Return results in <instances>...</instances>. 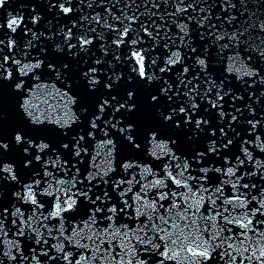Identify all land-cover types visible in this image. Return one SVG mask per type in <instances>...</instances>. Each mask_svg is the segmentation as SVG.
Wrapping results in <instances>:
<instances>
[{"label": "water", "instance_id": "1", "mask_svg": "<svg viewBox=\"0 0 264 264\" xmlns=\"http://www.w3.org/2000/svg\"><path fill=\"white\" fill-rule=\"evenodd\" d=\"M52 2H55V0H52ZM186 2H191V0H186ZM232 2L236 3L237 0H232ZM247 2L249 4L248 10L257 11L255 13L256 16L264 17V3H259V0H247ZM196 3H199L204 9H209V5L218 3V0H196ZM71 4L72 12L69 14H63L59 9L51 8L50 0H7L4 8L0 9V24L6 25L8 20L12 18L19 19L21 16L23 17V23L17 28L15 33L8 31L6 27L0 29V38L8 35L16 42L14 49L10 52L8 49L0 50V55L10 54L20 61L21 64L29 66L36 63L37 60L44 62L40 69H36L34 73L29 71L28 75L23 78L25 88L24 94L20 97V93H14V89L11 87L12 82L5 84L4 87L0 86V132H2L3 138L7 142L12 143L13 133L17 130H23L30 136L43 138L44 142L49 144L51 150H46L42 154V160L56 161V168L49 166L47 168L48 173L54 174L57 180L63 179L71 184L72 175L79 168L80 175L77 176V180H84V183L77 184V187L82 190H87L89 187L85 177L89 173H99L104 176L108 184L105 185L99 180L93 181V185L98 184L99 187L93 186L90 195H93V198L95 195H101L103 199L102 194L106 189L112 197V203H116L118 207L120 206L119 199H121L119 191L131 187L132 191L127 193V195L132 197H134V193L140 191V187L135 183V180H139L144 185L160 178L167 185V187L162 185L160 190L167 191L168 188H171L173 189L171 191H178L173 181L167 179L169 169L175 174L174 166L178 164H174L173 159L175 156L178 160L179 157L183 160L179 164H185V161H187L189 173L196 174L198 177L204 175L201 169L206 167L216 168L224 164L236 163L234 161L236 157L244 159L245 164H254L255 166V161L248 162L247 156L239 149L243 142H232L228 149L220 147L217 154L207 151L211 148L209 136L205 135L202 140L194 137L195 135L200 136L202 128H206L203 125L208 127L209 123L201 125L200 130H197L194 125L195 122L193 124H182L180 128H176L156 118L159 112L171 107H176L177 114L182 117V114L178 112V107L185 105V91L182 89L187 88V93L189 89H191V92L194 88L198 89L202 83L203 86L205 85V71L198 67L200 65L196 63L198 65L196 66L194 63L199 56H203L201 52L195 55L190 51L187 56H182L183 65L189 66L187 73H183V66L180 64L175 65L170 72H160V68L164 66L169 56L168 52L171 54L177 48L175 41H180V37L184 36V33L180 32L177 26L176 17L174 18L172 15L175 9V2L173 3L169 0H71ZM156 4L160 5L159 8L154 7ZM65 6H68V4H65ZM190 10L187 15L192 16L193 14H189ZM197 10L199 11V8ZM217 10H219L218 7L212 10V14ZM243 11L244 9L239 5L236 10H231L232 14L237 16ZM201 14L205 15V13ZM133 16L136 17L135 21H130L129 18ZM162 17L163 19L160 20ZM248 17L249 13L244 16V19L248 20ZM34 18H37L35 22ZM251 22L252 15L249 18V23ZM179 23L186 24L182 20ZM129 24L130 31L128 37L125 38L126 42L117 47L114 43L118 36L116 30L128 27ZM25 25L30 30L27 33L24 31ZM145 27H147V32L144 31ZM68 28H72L73 37L86 35L87 38L93 41L92 44L85 46L82 50L77 39L73 38L71 42L77 47L69 52L65 46L63 34ZM149 32L152 34L151 36L147 34ZM184 32L188 33L185 37L191 35L188 25ZM32 33L36 34L35 37ZM131 40L138 41L135 46L137 49L145 50V64L146 66L151 64L150 68L146 67L148 75L153 77L151 82L140 78L138 71H133L134 66L138 69V65H136L135 59L131 54L133 51V46L129 43ZM165 44L168 45V50H164ZM201 59L208 63L206 58ZM97 61L100 63L96 64ZM152 61H155V63L153 64ZM49 62L59 69V75L56 72H50L46 67ZM65 64L68 65L67 71L62 67ZM92 66L98 68L97 75L101 81L97 85V91L95 92L88 90L86 82L81 75L83 71ZM223 66L214 63L210 64L206 75L209 74L208 71L216 69L210 74L217 73L216 77L220 79L218 72H224ZM109 76L114 81L111 92L103 86ZM117 77H120V79L117 80ZM169 86L171 90L168 95L172 96L171 103L169 104L167 99L164 98L160 100L159 107L152 105L150 95L159 94V89ZM248 86L250 85L248 84ZM252 89L250 88L251 91ZM129 90L135 93L134 100L130 102L136 103V110L132 113L122 110L120 113L113 114V110L108 109L101 119L97 121L99 127L93 129L90 123L93 115H101L97 108V100L108 96H115L117 100H121ZM179 90H181V94L179 96L175 95V92ZM26 97H31V102L36 106L35 114L43 123L29 127L32 124L31 119L26 115H22V111L18 106ZM211 100L214 101V96L211 97ZM197 105H199V108L194 121L197 118L207 117L214 112L212 107L209 108V102H203L202 100ZM25 120L28 121V124ZM105 121H110L111 123L106 125ZM117 121H122V123L117 124L115 128L112 127V124H116ZM128 122H132L135 127L136 144L139 147L129 143L126 138L127 133L121 134L117 130L119 127L126 126ZM218 127L219 129L227 130L229 133L231 132L229 131L231 128L227 120L218 123L215 130L218 131ZM149 128L158 130L156 140H152L151 136L146 134ZM248 134H251L247 135V137L250 138V143L253 146L259 147L260 145L261 139L257 140V136H261L262 140H264L263 131L248 132ZM80 137L84 139L80 141L79 147H77L75 141ZM169 137L175 141V145L168 139ZM242 139L247 138L243 137ZM149 141L150 144H148ZM64 145H68V147L65 148ZM259 150L255 157L257 161L264 160V151L262 149ZM77 151L80 153L79 156L76 155ZM173 153L175 156H173ZM197 153H204V156L198 158ZM225 157L227 159H224ZM9 159L16 160L19 165L20 157L16 152L10 153ZM65 160L69 162L68 168H60L59 165ZM125 164H130L132 167L125 169ZM105 173L107 175H104ZM184 176L186 177L187 173H184ZM207 176L208 181H210L209 184L212 186L215 182L219 183V181H216L218 178L230 182L228 176H222L218 172L214 173V171H211L207 173ZM18 178L21 185L28 183L32 179L41 180V185L37 191L43 192V184H45V189L49 188L52 175L45 179L43 166L38 162H34L32 168L25 169L20 166ZM119 180H132L133 183L131 185L125 183L121 185L119 191H114L112 185ZM251 180L253 182L257 181L254 178H251ZM16 189L20 190V185H17ZM49 191H51L50 188ZM252 192L253 195H258L257 192ZM152 193L154 194L155 190H152ZM7 194L10 198V193L8 192ZM37 199L43 204V207L36 212L33 222L34 226L40 221V213L47 216L53 210L55 204L54 198L47 195H38ZM149 199H151V196ZM205 201H207V198H205ZM12 204H17L25 212L30 206V204L26 206L24 204L20 205V202L17 203L15 200L9 203V205ZM9 205L8 207L11 209ZM110 207L111 204L108 203L103 217L99 215V222L103 223L105 216L107 217L110 214L108 212ZM89 211L88 201L81 198L71 212L63 214L62 223L59 220H52L50 223L45 222L48 223L49 227L55 225L56 228H60L64 232V236H72L74 228L77 231L83 229L84 232H87L82 239L91 250L89 254L76 257L75 255L80 253V249L74 243L64 240L65 251L70 254V257L82 259V257L93 255L96 244H93L88 237H93L97 230H102L103 227H106L98 221L95 225L86 222V220H89L90 215H87L86 218L85 216ZM27 215H32V211ZM120 217L122 215L118 218ZM40 231L44 237H48L47 229H40ZM14 234L15 229H12L10 232L11 236L5 238V246L0 248V251L6 250L7 241L11 240ZM58 236L59 233L53 231V238L49 239V245H55V238ZM101 237L104 238L102 231ZM35 240V233L32 234L31 239H29L27 234L20 238L21 248L25 251V255H31V250L35 247ZM35 250L41 260H43L42 253L46 250L50 251L51 255L57 253L55 248L45 249L43 245L36 247ZM120 250L121 242L117 239L115 252H113L112 247H109L108 243H105L100 247L97 256L115 254L116 252L123 256L130 254H125ZM13 255H16V253L13 252ZM18 258L17 256V260ZM146 258L151 259V263L154 260V257H145L144 259ZM0 259L8 261V258L0 257ZM15 264L18 263L15 262ZM57 264H67V262L57 260Z\"/></svg>", "mask_w": 264, "mask_h": 264}, {"label": "snow or ice", "instance_id": "2", "mask_svg": "<svg viewBox=\"0 0 264 264\" xmlns=\"http://www.w3.org/2000/svg\"><path fill=\"white\" fill-rule=\"evenodd\" d=\"M7 0H0V9H3ZM259 3H264V0H259ZM68 4V6H65ZM183 5V7H181ZM238 5L244 9L243 12L239 13V16H244L247 13L249 4L247 0H237L233 3L232 0H218V3L214 5H209V11L206 15H200V18L196 23L200 27L205 26V22L209 21L212 10L219 8L224 15L218 16L221 22V27L224 23H227L231 27V31H225L219 33L218 31H213L217 28V25L207 24L208 35L211 38L215 37V41L220 44L221 49L231 48L233 45L237 52L241 46H246L250 51L257 54L261 61H264V17L252 15V22L246 23V27L241 30L237 27L236 21L239 18L237 15L229 14L228 10H236ZM159 4L154 5V7L159 8ZM50 7L59 9L63 14H69L72 12L71 0H55L52 2L50 0ZM199 8L200 13H205V9L196 3V0H191V2H186V0H175V9L172 13L173 17L177 19V26L180 32L184 33L181 36V42L183 43L184 37L188 33L184 32L187 27L186 24H180V20L191 21L192 16L187 15L189 9L196 12ZM37 18H34V22ZM119 19V17H117ZM130 21H135L136 17L133 16L129 18ZM23 23V17L19 19L12 18L8 20L5 24H0V29L7 28L12 33L17 31V28ZM24 31L27 33L30 31L27 29L26 25ZM118 33L117 39L114 43L119 47L124 44L125 38L128 37L130 31V24L128 27L123 29H117ZM147 32V27L144 29ZM252 31L257 32V36H252ZM65 46L69 50L76 48L77 45L73 44L71 41L73 38L77 39L79 47L83 50L85 46L91 45L92 40L87 38V36L73 37L72 28H68L64 33ZM149 36L152 34L147 33ZM35 37V33H32ZM158 36V33H157ZM204 38V33H201V39ZM259 39V43L256 40ZM227 43H223V41ZM129 43L133 46L132 57L135 59L137 67L134 66L133 71H138V75L143 80L151 82L153 77L148 75L146 67L150 68L151 64H145V50L137 49L135 46L138 44L137 40H131ZM16 47V42L10 36L5 35L0 38V50L8 49L9 52ZM165 48L168 45L165 44ZM192 53L195 54L197 49L192 48ZM183 57L179 54V50L176 52H171L164 66L160 68L161 73L170 72L175 65L181 63ZM251 59V57H249ZM100 62L97 61L96 64ZM154 64L155 61H152ZM196 63L201 66L203 71H207L208 65L204 59H197ZM44 64L42 60H37L36 63L29 65H23L20 61L16 60L12 55L5 54L0 55V86L4 87L5 84L12 82L11 87L14 89V93H20L19 97L24 94V77L28 75L29 71H34L40 69ZM46 67L50 72H56L58 75L59 69L51 62H49ZM65 71L68 69V65H62ZM98 68L92 66L87 68V70L82 72L83 80L86 82V86L90 92L97 91V85L101 83L98 78ZM189 71L188 67L185 65L183 67V73ZM251 75L254 77L259 76V71L254 70ZM117 80L120 77L116 78ZM261 81L264 82V77H261ZM191 83V82H189ZM214 85V82H212ZM113 78L108 77L107 82L104 83V87L111 92L113 88ZM221 88H223V82L221 81ZM70 90V88H69ZM170 86L159 89V94H151L150 102L152 105L159 107V102L161 99L166 98L169 104L172 101V96L168 95L170 92ZM211 88L209 92H211ZM191 89H189V93ZM134 91L129 90L126 92V96L121 100H117L115 96H108L103 99L97 100V108L100 116L93 115L90 121L91 127L93 129L98 128V120L101 119L102 115L108 109L113 110V114L120 113L122 110L128 113H132L136 110V103L130 102L134 100ZM218 99H223L222 96L217 93ZM213 108L217 106L216 102L210 101ZM19 109L22 111V115H26L32 121L33 125L43 123L42 120L35 114L36 106L31 102V97H26L23 102L19 103ZM199 105L195 103L193 99L191 108H185L183 105L178 107V112L182 114V117L177 114V108L171 107L165 111H161L157 114V119L159 121L165 122L168 125H173L176 128H180L182 124H193L195 122V127L200 130L201 125L207 124L208 121L203 119H195L197 109ZM167 112V114H165ZM224 113L221 112V116ZM233 120L236 119L235 116L232 117ZM28 124V121L25 120ZM111 123L110 121H105V124ZM122 123V121H117L116 124H112V127H116L117 124ZM252 129H256L260 121L253 123L249 121ZM121 134L127 133V140L129 143L135 147H139L136 144V130L132 122H128L126 126L119 127L117 129ZM221 135H226L224 129H220ZM148 135L151 136L152 140H156L158 135V130L149 128L147 130ZM215 135V131L212 133ZM80 137L75 141L77 147H79L80 141L83 140ZM171 140V137L168 138ZM260 140V137H256ZM172 144L175 145V141L171 140ZM111 143V141H109ZM248 143V141H245ZM232 144L231 140H228L222 145L224 149H227ZM262 146V151H264V140H260ZM65 148L68 145H64ZM46 150H51L48 143L44 142V139L39 136H30L27 132L23 130H17L13 133L12 143L10 144L3 138L2 132H0V188L4 190V198L0 200V248L5 246V238L9 236L12 229H15V234L11 240L7 241L6 250L0 251V257L8 258V264H14L17 262V256L19 257L18 264H40V257L37 255L35 248L43 245L45 249L55 248L58 256L51 255L50 251L46 250L42 253L43 257L49 261L51 264H57V260H62L67 262V264H87V257H82L81 260H76L75 257H70V254L65 251L64 240L69 243L74 242V238L79 235L77 229H73L72 236H64V232L60 228L49 227L48 223L52 220H59L63 222L64 213L71 212L81 198L86 199L90 206V216L89 223L95 225L97 223L96 217L99 214L101 217L104 215L105 207L108 203L111 207L108 208L110 213L106 219L109 221L107 226L102 230H97L93 237H88V239L96 244L95 252L93 257L95 258L99 253L100 247L105 243H108L109 247L113 248L115 252V242L117 239L121 242V252L125 254H131L132 259L128 261V264H135L136 251L142 246L143 254L148 257L160 256L157 264H164L165 260H173L179 255V252H172V248H178L180 251H184L190 254L193 258L197 259L195 264H264V183L261 184L259 188L255 183H242L245 177L260 176L264 180V160L257 161L255 157L248 154L246 159L248 162L255 161V172L245 171L242 174H238L241 167L245 166V160L236 157L237 164L235 167H228L226 170L223 168L215 169L216 172L220 173L222 176H228L230 178L231 187L233 189V194L231 196L224 195V183L229 181H222L221 185L217 188L210 189L204 188L203 185L199 187L195 186L196 180L207 181L208 180V169L204 168L201 171L204 173L202 177H192L184 176V172L188 170V163L181 167L180 171L173 173L171 169L167 172V179L173 181L177 189L184 188L187 189L186 192L181 194L179 191H162L161 186L167 187L163 179L157 178L152 183H145L140 186V191L134 193L133 203H129L127 199H123L127 193L132 191L131 187L125 188L123 191H119L121 185L127 183L131 185L132 180L124 181L119 180L113 183L112 188L114 191H119L120 197L122 199V205L117 206L116 203H112V197L109 195L108 191L105 189L101 198V195H90L92 192V187H99L98 184L93 185V181H102L105 185L108 181L104 179L99 173L92 174L89 173L85 179L88 181L89 187L87 190H82L77 187V184H83L84 180H77V176L80 175V169L77 168L75 174L72 175L71 184L68 181L60 179L57 180L54 174H50L47 171L49 166L56 168V161L49 160L43 161L42 154ZM207 151L217 154L219 149L215 146V141H213V146ZM247 153V149L244 150ZM16 152L19 154L20 161L19 165L16 160H10L9 154ZM79 151L76 155L79 156ZM174 155V153H173ZM198 158H202L204 153H197ZM227 159V157H225ZM34 162L40 163L44 168V177L47 179L49 175H52V180L49 182V188H46L43 192H38L37 189L41 185V180L32 179L28 183L20 184L19 168L28 169L32 168ZM68 161H63L59 167L68 168ZM230 163V161H229ZM125 169L132 167L130 164L124 165ZM58 170V169H57ZM67 174V173H65ZM104 175H107L105 173ZM146 179V178H145ZM193 181V184H189L188 181ZM137 185H140L139 180H135ZM17 185H20L22 191H13L16 189ZM11 186L10 198L5 196V191ZM243 189V191H241ZM155 190V193H152ZM255 191L258 195H251V192ZM204 193H210L207 197V201L210 203L206 209L208 215H200V209L203 207L205 202ZM50 196L55 200L53 210L49 212L47 216L40 213V221L33 225L36 217V212L38 209L43 207V204L37 199V196ZM151 196V199L149 197ZM249 196L251 197L249 199ZM15 200L17 203L23 201L24 205L31 204L32 215H27L26 212L22 211L20 207H16L14 211H10L8 205ZM171 200V203H168ZM182 201V203H181ZM190 201H195V206L190 203ZM219 201V203H218ZM254 202V203H253ZM168 205L165 207V205ZM136 205L134 213L136 216L137 227L131 228L127 224L119 225L114 227L119 216L127 215L129 210H133V206ZM231 208V211L229 210ZM239 210V211H238ZM191 211L192 215L189 216L188 213ZM233 212L236 215H233ZM10 220V228L5 227V221ZM198 220L204 222V228L201 229ZM195 229L193 232L192 229ZM40 229H47L48 237H44ZM236 229V230H234ZM56 231L59 236L56 237V244L49 245V239L53 238L52 233ZM82 232L83 229H80ZM101 231L103 237H101ZM36 234L35 247L31 250V255H25V251L21 248L20 238H23L26 234L29 239L32 238V234ZM151 233V234H150ZM227 233V235H225ZM63 237V239H61ZM106 238V239H105ZM135 239L136 243L132 248L129 245L132 244V240ZM159 241V242H158ZM80 247L87 248L88 245H79ZM166 249L161 251V249ZM13 252L16 255H13ZM120 253L116 252L115 255L111 257V264H117V256ZM239 258V259H238ZM0 264H5L4 259H0ZM140 264H149V259H145L140 262Z\"/></svg>", "mask_w": 264, "mask_h": 264}]
</instances>
